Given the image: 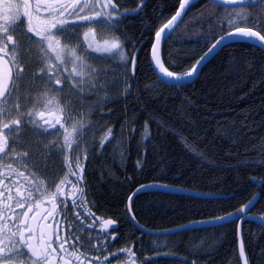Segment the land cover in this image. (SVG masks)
<instances>
[{
  "label": "trees",
  "instance_id": "trees-1",
  "mask_svg": "<svg viewBox=\"0 0 264 264\" xmlns=\"http://www.w3.org/2000/svg\"><path fill=\"white\" fill-rule=\"evenodd\" d=\"M113 2L123 22L103 33L120 41L123 58L105 56L121 62L110 66L118 84L92 89L90 130L83 129L90 138L88 195L98 212L120 221L125 239L144 237L141 251L153 240L155 251L171 253L156 254L162 264H241V217L264 221V48L229 43L193 81L166 83L153 70L151 51L181 0ZM250 14L264 19V5L233 11L210 0L192 3L162 48V64L184 75ZM91 79L93 87L92 72ZM129 201L145 229L180 230L143 232L130 219ZM230 214L231 221L220 220ZM241 239L247 264H264V227L244 220Z\"/></svg>",
  "mask_w": 264,
  "mask_h": 264
},
{
  "label": "flooded vegetation",
  "instance_id": "flooded-vegetation-1",
  "mask_svg": "<svg viewBox=\"0 0 264 264\" xmlns=\"http://www.w3.org/2000/svg\"><path fill=\"white\" fill-rule=\"evenodd\" d=\"M8 2L22 3L23 0H0V24L3 23V5ZM77 2L83 3L84 0H29L30 10L34 9L37 3L41 5L62 3L70 6ZM88 2L94 6L96 0L95 3L92 0ZM85 12L92 14L88 9ZM39 15L41 18H47V13L43 9ZM36 16L37 13L33 12V23H36ZM95 27L102 32H108L106 25H95ZM90 28L72 29L65 35L58 36L61 47L64 48L65 58H67L68 49H74L76 55L80 57L77 70L82 72L81 77L71 80H65L64 77L68 73L62 72L58 77L62 81L61 85H55V81L39 79V75H42L40 72L42 67L58 66L59 62L55 59V53L45 54L41 50V45L27 39L29 34L25 31L10 33L17 40V44L8 46V55L0 52V56L3 57L0 60V71L5 76L8 71H11V80L7 83L9 90L14 94L6 101L0 100V109H6L8 113L0 119V131L7 137L9 147L20 154L14 157L0 156V193H2L0 195V215H3L0 219V228L6 222L7 227L13 228V223L8 218L15 219L17 214L27 212V216L21 215V218L34 229L37 237L43 232L45 245H47L48 236L51 237V246L55 249V254L50 264H89V261L92 264H109V261L111 264H162L156 258V254L170 255L171 253L155 251L151 238L149 251H141L139 246L143 245L144 237L138 235V239H125L120 233V221L107 218L106 215L98 212L95 203L88 195L90 138L87 132L90 130L89 119L93 106L91 103V49L87 47L90 40L89 38L87 41L84 39V33ZM0 40H2V34H0ZM65 45H67L66 48ZM2 46L0 44V47ZM72 66L71 64L65 65L69 71ZM17 68L23 69L20 75H17ZM69 84L75 87V91L67 87ZM16 102L20 105L19 111L15 108ZM14 119H20L19 129L13 132L2 128L4 123H10ZM84 128L87 132L83 131ZM69 133L71 136L66 143L65 136ZM24 152L28 153L27 158H22ZM78 166L83 169L81 182H77L76 178L81 175ZM29 182L39 187L43 195H39ZM58 185L63 193L62 196L58 194ZM17 190L25 194L27 191H32L33 202L26 203L24 208L16 207ZM81 190L83 206L73 209L71 201L75 199L78 204L80 203ZM63 199L69 201L67 209H64L61 203ZM8 205H11L14 211L7 210ZM29 207L31 211H28ZM65 212L70 219L65 218ZM74 212L80 213L81 220L75 219ZM85 213L91 215L85 216ZM53 216L56 217L55 220ZM109 219L115 221V224L105 225L104 222ZM70 222L71 228L69 227ZM90 224L91 228L88 227ZM134 225L137 226L135 223ZM57 232L63 239L69 240V243L65 244L66 253L62 252L58 246ZM71 233L78 234L81 238L80 244L76 247L72 244L75 235L70 236ZM112 236H115L114 240L111 239ZM88 240H91L92 245H95L99 251L89 250L91 245H88ZM34 243H39V240L37 239ZM22 251L26 250L22 249ZM112 253H116L119 258L117 259ZM105 256L108 257L107 260L104 259ZM20 262L31 264L30 254L21 257Z\"/></svg>",
  "mask_w": 264,
  "mask_h": 264
},
{
  "label": "snow or ice",
  "instance_id": "snow-or-ice-1",
  "mask_svg": "<svg viewBox=\"0 0 264 264\" xmlns=\"http://www.w3.org/2000/svg\"><path fill=\"white\" fill-rule=\"evenodd\" d=\"M213 3H218L221 5H226L232 8L233 11L235 9L243 7L246 3L255 6L257 3V0H212ZM190 3V0H181L179 4V10L176 12L174 16L171 17L167 21V23H164L158 31L155 32V45L153 46V70L157 72L158 75H162L165 80H175V81H183L185 79H188L192 77L194 74H198V67L200 63L205 59L206 57H201L199 61H197V64L193 66V68L186 72L183 76H177L175 73L168 71L166 68L163 67V65L159 62V57L156 56V48L158 45H160L162 39H167L169 36V33L172 32L173 28L176 27V23L182 18V14H184L188 10V5ZM258 3L260 5H264V0H258ZM142 4L141 7L137 8V12L142 10ZM111 8V12H105L101 9H107ZM41 9H43L44 12L47 13V18H41L39 13L41 12ZM71 9V10H69ZM88 9L90 13L88 14L85 12V10ZM33 12L37 13L36 16V23H33ZM118 12L116 4L113 2V0H104L103 3H101V0H96L95 5H90L88 0H84L83 3L77 2L75 5L66 6L64 4H44L41 5L37 3L34 7V9L30 10V3L29 0H23L22 3H5L3 5V15L2 20L3 23L0 24V34H2V40H0V44L3 46L0 47V52L4 53V55H8L7 49L8 46L11 44L15 46L17 44V40L14 39V36L10 33H14L20 30L25 31L29 35L27 36V39L34 41L35 43L41 45V50L47 54V52H53L55 53V59L59 62V65H46L45 67H42L40 69V72L42 75H39V79L48 81H55V85H61L62 81L58 77L61 75L62 72H67L68 75L64 77L65 80H71L75 77H81L82 72L77 70V62L80 61V57H78L75 53L74 49H68L67 52V58H65L64 54V48L61 47V41L58 39V36L65 35L72 29H80L85 27H91L93 25H107L108 27L112 28L118 23H122L118 16L116 15ZM82 13H84L82 15ZM120 15H127L126 13H120ZM246 23H243V25H237L235 27H232L230 29V33L228 35H221L218 39L215 40L214 43H212L211 48L208 50L209 53L213 50H215L216 47H218L220 44H222L225 40H232L236 39L237 37L241 39H254L256 43L264 47V35L261 34V32H264V19L258 18L255 14H250L248 16L244 17ZM228 25H226L227 27ZM259 29V30H254ZM118 30V29H117ZM167 30V31H166ZM92 35H95L94 31L91 33ZM90 33L85 32L84 33V39L87 41ZM65 48L67 45L64 46ZM87 47L89 49H92L93 52L101 51V48L99 46H94V43L89 41L87 44ZM120 48V45L113 44L111 45V48H109L107 45L104 47V51H109L112 49H118ZM207 55V54H206ZM3 57L0 56V60H2ZM82 63V62H81ZM71 64L73 65L71 67V70L65 65ZM132 69H133V75L135 74V59L131 61ZM127 66V65H123ZM23 72V69L17 68V75H20ZM11 80V71L7 72V75L0 74V100H7L8 98L12 97L14 94L12 91L8 88L7 81ZM176 86V85H173ZM67 87H70L75 91V87L71 84L67 85ZM94 88V86H93ZM19 103H15V108L17 111H19ZM7 110L6 109H0V119H3L5 116H7ZM29 115H31L29 113ZM70 119V118H69ZM31 122V121H29ZM21 124L20 119H14L11 120L10 123H4L2 125L3 129H10L11 131L15 132L17 129H19V126ZM69 136L71 134L69 133L67 136H65V142H68ZM79 147V145H77ZM20 155L19 153H16L13 148L9 147L8 139L2 134V131H0V156L8 157V156H16ZM28 153L24 152L22 154V158H27ZM10 167V165H9ZM78 170L81 173V175L77 176V182H81L83 179L82 172L83 169L79 168ZM22 175V174H21ZM73 175H76V173H73ZM27 179V178H25ZM30 186L36 189V192L39 195H43V193L40 191V188L37 187L32 182H29ZM63 183V182H62ZM58 188V194L63 195L62 191L60 190V186H57ZM141 189H138L137 191H140ZM18 191V198L16 207L18 208H24V205L26 203L31 204L34 200L33 192L27 191V194L24 192ZM2 195V193H0ZM135 195V193L133 194ZM80 203L78 204L75 199L71 201L73 209L75 208H81L83 206V192L81 190L80 192ZM61 203L64 206V209L68 208L69 201L67 199H63ZM251 205H249L250 207ZM7 210L14 211L11 209V205L7 206ZM28 211H31V207L28 208ZM21 215L23 217L27 216V212H24L23 214H17L16 218L13 219L12 217H9L8 220L12 221L13 228H15V231H13V228L7 227V222L5 225L0 228V264H21L20 258L29 255L31 259V264H50V260L53 258L55 254V249L51 246V237L48 236V242L47 245H45V234L41 232L39 236L37 237L36 232L34 229L28 225L23 218H21ZM90 213H85V216H90ZM75 219L81 220L80 213L74 212ZM3 218V215H0V219ZM65 218L70 219L67 216V212H65ZM42 219H46V217H42ZM56 217L53 216V220H55ZM221 221L228 220L231 221V216H226L220 218ZM105 225L111 226L115 224V221L109 219L106 220ZM59 227V223H58ZM69 227L71 228V222L69 224ZM89 228H91V224L88 225ZM71 235H75V240L72 241V244L74 247L78 246L80 244V236L75 233H71ZM39 240V243H34V241ZM56 239L59 248L62 250V252L66 253L67 249L65 248V244L69 243L68 239H63L59 232L56 234ZM112 240L115 239V236L111 237ZM63 240V242H61ZM88 245H91L89 250L93 251H99V249H96L95 245H92L91 240L87 241ZM26 250V251H22ZM51 249V251H49ZM130 251V250H129ZM241 251H242V244H241ZM74 255V253H73ZM113 256H116V253H112ZM118 259L119 257L116 256ZM76 259H79V257H76ZM105 260L108 259L107 256L104 257ZM89 264H92L91 261H89ZM109 264H111V261H109ZM246 264V262H245Z\"/></svg>",
  "mask_w": 264,
  "mask_h": 264
},
{
  "label": "rangeland",
  "instance_id": "rangeland-1",
  "mask_svg": "<svg viewBox=\"0 0 264 264\" xmlns=\"http://www.w3.org/2000/svg\"><path fill=\"white\" fill-rule=\"evenodd\" d=\"M93 3H95V0H92ZM104 2V0H103ZM103 11L105 12H109L110 8L107 9H103ZM94 31L95 35H92L91 33ZM90 37L89 40L91 42L94 43V46H99L101 48V51L98 52H93L91 49V56H90V61H91V72L95 77V85L94 88L92 87L93 90L97 89L98 86L101 87H107V85H111L112 87H114V84H118L116 83L118 80V78L116 77V72L112 73L113 67H115L116 65L121 64L120 60H116V59H112V58H107V59H111L108 60V62H106V58L105 56H110L112 54H116L117 56H119V58H123L122 54H121V48L118 49H112L109 51H104V47L107 45L109 48H111V45L113 44H119L121 47V43L118 40L115 39H111V38H106V34L101 32L100 29L96 28L95 25L91 26L90 28ZM119 50V51H118ZM118 51V52H117ZM114 58H116V56L113 55ZM113 66V67H110ZM127 67H124V69L126 68L127 71ZM103 79V80H102ZM124 84H127V77L124 76L123 77V81ZM109 89V87H108ZM128 89V86L125 88V90ZM228 216H232L231 214Z\"/></svg>",
  "mask_w": 264,
  "mask_h": 264
},
{
  "label": "water",
  "instance_id": "water-1",
  "mask_svg": "<svg viewBox=\"0 0 264 264\" xmlns=\"http://www.w3.org/2000/svg\"><path fill=\"white\" fill-rule=\"evenodd\" d=\"M194 1H197V0H190V3H193ZM212 1V0H210ZM218 4V3H217ZM248 3H246L245 5H247ZM188 5V6H189ZM221 5V4H219ZM221 6H225V7H229V6H226V5H221ZM179 10V8H178ZM177 10V11H178ZM186 13V12H185ZM185 13L182 14V18L176 23V27L173 28L172 32L169 33V36L168 38L170 37V35L176 30V28L180 25V23L182 22L184 16H185ZM176 14V13H175ZM171 19V18H170ZM167 23V22H166ZM255 30V29H254ZM167 31V30H166ZM230 32H227L223 35H228ZM167 38V39H168ZM167 39H162L161 40V43L160 45L157 46L156 48V56L159 57V62L162 64V58H161V54H162V48L166 42ZM218 39V38H217ZM236 41H248V42H252V43H256V41L254 39H241L239 37H237L236 39H232V40H225L222 44H220L218 47L215 48V50L211 51L209 53V49L211 48V46L201 55V57H206L205 59H203V61L200 63L199 67H198V74L199 72L201 71V69L203 68V66H205L211 59L214 58V56L227 44L229 43H232V42H236ZM215 42V41H214ZM213 42V43H214ZM257 44V43H256ZM155 45V39H154V43H153V46ZM264 48V47H262ZM207 54V55H206ZM201 57L199 58V60L201 59ZM198 60V61H199ZM151 61H152V64H153V47H152V51H151ZM163 65V64H162ZM164 67V66H163ZM165 68V67H164ZM157 73V72H156ZM0 74H1V71H0ZM198 74H194L192 77L188 78V79H185L183 81H175V80H165L164 77L162 75H158V77L160 78L161 81L163 82H166V83H182V82H190V81H193ZM189 194H193V195H197L193 192H189ZM129 214L131 216V218L134 220L133 218V214H132V211L130 209V201H129ZM252 220L254 222H257L258 224H260L262 227H264V221L257 215H253V214H250V213H245L240 221H239V225H238V241H239V260H240V263L241 264H247V261H246V258H245V254H244V251H243V243H242V239H241V229H242V223L244 220ZM141 230H143L144 232L148 233V234H152V235H156V236H159V235H167V234H171V233H174L176 231H179L180 229L178 230H167V231H152V230H147L145 228H143L142 226H138ZM182 230V229H181ZM241 244H242V251H241Z\"/></svg>",
  "mask_w": 264,
  "mask_h": 264
},
{
  "label": "bare ground",
  "instance_id": "bare-ground-1",
  "mask_svg": "<svg viewBox=\"0 0 264 264\" xmlns=\"http://www.w3.org/2000/svg\"><path fill=\"white\" fill-rule=\"evenodd\" d=\"M173 73H175V72H173ZM177 76H179L177 73H175Z\"/></svg>",
  "mask_w": 264,
  "mask_h": 264
}]
</instances>
